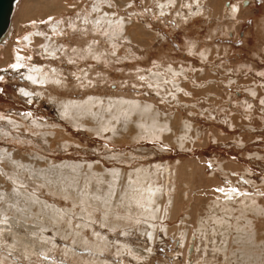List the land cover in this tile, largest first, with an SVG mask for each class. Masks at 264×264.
Returning <instances> with one entry per match:
<instances>
[{
	"label": "rangeland",
	"instance_id": "obj_1",
	"mask_svg": "<svg viewBox=\"0 0 264 264\" xmlns=\"http://www.w3.org/2000/svg\"><path fill=\"white\" fill-rule=\"evenodd\" d=\"M95 1L31 0L0 46V212L7 215L0 213V264H94L87 249L96 236L108 243L101 264H264V0H200V11L197 0H98L99 11ZM97 12L121 21V32L95 25ZM28 68L46 81L30 80ZM87 100L106 109L125 100L148 105L170 125L156 138L137 132L135 114L105 131L94 115L77 122L62 114L67 103ZM17 163L14 183L8 174ZM60 169L71 176L60 178ZM114 170L120 192L107 208L103 181ZM140 170L166 186L162 205L148 222L112 225L106 211L117 209L128 176ZM28 195L36 200L29 208ZM243 199L250 201L244 218ZM37 204L64 218L41 217ZM211 216L224 217L226 229ZM122 245L151 252L138 260L127 248L117 253Z\"/></svg>",
	"mask_w": 264,
	"mask_h": 264
},
{
	"label": "bare ground",
	"instance_id": "obj_2",
	"mask_svg": "<svg viewBox=\"0 0 264 264\" xmlns=\"http://www.w3.org/2000/svg\"><path fill=\"white\" fill-rule=\"evenodd\" d=\"M30 1L31 0H17L16 2H15V5H14V9H13V13H12V16H11V19H10V23H9V27H8V29H7V31H6V33L4 34V36L0 39V46H3L8 40H9V36H11V33H12V30H13V28L16 26V24H17V21H16V19L18 18V16H19V14H20V12L22 11V9L24 8V6H26L27 4H29L30 3ZM95 2H97L96 3V6L97 7H95L94 8V10H97V9H100V8H98V4H99V2H98V0H96ZM164 2V3H163ZM174 2V0H164V1H162V2H160V4H161V6H168L169 4L171 5L172 3ZM26 3V4H25ZM211 3H213V1L211 2ZM203 4H202V2L200 1V0H197L196 1V6H197V10L198 11H200V10H202V6ZM32 7H34V6H32ZM213 7V6H212ZM61 9H63L62 7H60ZM160 9H161V7H159ZM52 11H56L57 9L56 8H53V9H51ZM162 10V9H161ZM97 11H99V10H97ZM161 12V11H160ZM104 13V12H103ZM108 14V12H105V14ZM100 14H102V12L100 13ZM95 23V25H98L99 26V24H97V23H100V26H101V24L102 25H104L105 27H108V28H111V30L112 29H114V30H112V32H113V35H117L118 33H120L121 32V30H122V27H121V21H120V23L118 22L117 24L115 23V22H113V20L111 19V17H108V16H102V17H100L99 16V12H97V14H96V18H95V21H94ZM115 26H118V28L117 29H115ZM16 58V57H15ZM14 58V64L12 63V65H14V66H16L17 68L23 63V61L22 60H20V59H15ZM13 62V61H12ZM11 65V64H10ZM13 66V67H14ZM15 67V68H16ZM16 68V69H17ZM25 72V76L26 77H28V78H30V80H33L32 78H34V80H37L38 82H44V81H46L45 80V78H47V76L45 77L40 71H38V70H35V68L34 69H31V68H28L26 71H24ZM23 72V73H24ZM38 77V78H37ZM126 101V100H125ZM125 101H120V102H115V103H108V104H106V106H107V109H108V114H106V116H103V113L107 110L106 109V107H103V106H99V100L97 101H95V100H87L86 102H83V103H67V105H65V107H64V109H63V113L62 114H65V116H69L70 117V119H72L73 121H80L81 119V117H84L85 115H87V116H89V115H94L93 116V118L94 119H96L95 121L98 123V125H99V128L101 129V131L102 130H106V129H108V128H110L111 127V120H117V119H119V118H122V119H127V118H130L131 116H132V114H135V117H133V121H134V123H135V126H136V128H137V132H143V133H147L148 134V137H156V138H158V137H161V136H163V134L168 130V125H170V124H167V122H163V121H161L159 118H157L156 116V114L154 115V112L152 113V111H150V107L148 106V105H142V104H139V105H136L134 102L132 103H130V101H127V102H125ZM99 103V104H98ZM97 108V110H99L98 112H96L97 110L95 109V110H92L93 108ZM92 111L93 112H96L95 114L94 113H92ZM99 117V118H98ZM122 121V120H121ZM125 121V120H124ZM167 121V120H166ZM95 122V123H96ZM168 123H170V122H168ZM113 124V123H112ZM114 125V124H113ZM113 127V126H112ZM100 129H98V130H100ZM97 130V131H98ZM103 131V132H104ZM102 133V132H101ZM145 133V134H146ZM142 137V136H141ZM162 138V137H161ZM178 143L180 144V146L182 145V144H184L183 143V141L181 140H178ZM182 146H184V145H182ZM181 146V147H182ZM4 154H2V155H0V156H3ZM4 157V156H3ZM2 159V158H1ZM8 163V162H7ZM6 163V164H7ZM10 163V162H9ZM64 165V164H63ZM16 166H18V163L15 165V166H12V167H10L9 169L12 171V174H8L9 176H10V179L14 182V183H17V178L15 177V175L16 174H14V172H15V167ZM69 167H70V169H71V171H74V175H76L77 173L79 174L80 172H79V166H77V165H68ZM53 168H55V167H53ZM87 168V167H86ZM90 168V167H89ZM51 169V168H50ZM61 170V169H60ZM158 170V169H157ZM51 171V170H50ZM58 171V170H57ZM92 172V170H91V168L89 169V172ZM70 172V171H69ZM88 172V173H89ZM152 172V171H151ZM155 172V171H154ZM15 173H17V172H15ZM43 173H44V171H43ZM48 173H49V171H48ZM73 173V172H72ZM87 173V172H86ZM86 173H84V174H86ZM119 172H117V171H109V173H108V177H106V178H104V181L103 182H105V181H107V179L109 180L108 181V183L106 182V184H108L107 185V188L105 189L104 188V192H105V194L103 193L102 194V196L103 197H105L104 198V201H103V203L105 204L106 202H107V204H105V206L107 207V206H110L109 204L110 203H112V202H110L111 200H113L114 199V195H115V193L116 192H120L119 190H116V185H117V183H118V180H119V178L121 177L120 175V173L118 174ZM38 174V173H37ZM42 174V173H41ZM47 174V173H46ZM165 174V173H164ZM166 174H167V172H166ZM165 174V175H166ZM44 175V174H43ZM49 175L50 176H54V175H56V171H55V173L54 172H51V173H49ZM88 175V174H87ZM90 175V174H89ZM88 175V176H89ZM93 175H94V173H92L91 174V177L89 178V180L88 181H90L91 182V180L90 179H92L93 178ZM95 175H97V174H95ZM94 175V177H95V179L97 178L96 176ZM39 176H41V175H39ZM59 176H60V178H62V177H65V176H67V177H69V176H71V174L70 173H65L63 170H61V173L59 174ZM81 176V175H80ZM34 177V176H33ZM47 177H48V175H47ZM77 177V176H76ZM164 177V176H163ZM40 178H45V177H40ZM59 178V179H60ZM101 178V177H100ZM58 179V180H59ZM78 179H80V177L78 178ZM94 179V178H93ZM128 179H129V183L128 184H126L127 186L125 187V188H127L126 189V191H123L124 192V195L122 196V198L120 199V202H118V203H120L119 204V206L117 207V211H106V213L105 214H109V216L112 218V221H114V223H112V225H116L117 223V221H118V224H120V221L122 220V222H124V224H128V222H130V221H132V222H143V221H145V222H148L147 221V219H149V220H151L152 218H154L155 217V215H156V212L158 211L157 210V206H161L162 205V203H163V199L166 197V186L164 185V188L163 189H160V188H158V187H156L155 186V184L153 183V180L155 179V174H153V173H150V172H148L147 170H140L139 172H137V173H135V174H133L132 176H128ZM47 180H49L48 182H52V181H54L51 177L50 178H48ZM60 180H62V179H60ZM98 180H99V178H98ZM97 180V181H98ZM101 180V179H100ZM42 181V180H41ZM94 181H96V180H94ZM92 182L93 184L95 183V182ZM96 181V182H97ZM47 182V183H48ZM59 182V181H58ZM81 181H79V183H80ZM46 183V184H47ZM55 183V182H54ZM83 183H84V181H83ZM89 183V182H88ZM123 183H124V181H123ZM12 184V183H11ZM50 184V183H49ZM86 184V183H85ZM97 184V183H96ZM44 185V184H43ZM67 184H66V182L65 183H61V186H66ZM68 185H70V187L71 186H77V184H75L74 183V181H73V183H68ZM67 185V186H68ZM99 185V184H98ZM12 186L13 187H16L14 184H12ZM46 186H48V185H46ZM58 186H60V185H56V187H58ZM49 187V186H48ZM56 187H55V189H56ZM79 187H81V186H79ZM120 187V186H119ZM17 189V188H16ZM48 189V188H47ZM50 189V188H49ZM59 189V188H58ZM67 189V188H66ZM94 189V188H93ZM118 189V188H117ZM62 190V189H61ZM79 190H80V188H79ZM103 190V189H102ZM59 191V190H58ZM70 191V190H69ZM96 191V190H95ZM55 192V191H54ZM63 192V191H62ZM68 192V191H67ZM85 192V191H84ZM91 192V191H90ZM122 192V193H123ZM60 193V192H59ZM58 193V194H59ZM69 193V192H68ZM67 193V194H68ZM72 193V192H71ZM70 193V194H71ZM79 193V192H78ZM81 193V192H80ZM79 193V194H80ZM92 193V192H91ZM118 193H116V194H118ZM57 194V195H58ZM73 194V193H72ZM72 194H71V196H72ZM79 194H78V197H80L82 194H80V196H79ZM98 194V193H97ZM224 194V193H223ZM91 196H94V195H92V194H90ZM121 195L122 194H120V197H121ZM61 196H62V194H61ZM68 196H69V194H68ZM96 196V195H95ZM119 196V195H118ZM102 197V198H103ZM96 198L97 197H94V200H96ZM67 199H69V198H67ZM94 200H92V201H94ZM115 200H117V199H115ZM114 200V202L116 203V201ZM162 200V201H161ZM216 200V199H215ZM26 201L28 202L27 203V208H29V207H32V205L34 204L33 202H35L36 200H34V198H33V196L32 195H28L27 197H26ZM71 201H73V200H71ZM83 203H85V204H87V205H89L90 204V206H91V203H90V201H88V198H86V197H84V199H83ZM95 203H96V201H94ZM102 202V201H101ZM250 201H247L246 199H243L242 200V204H241V207H244V208H241V210L239 211V216H243V215H245L246 214V209H247V204L249 203ZM79 203V202H78ZM77 203V204H78ZM93 203V202H92ZM115 203L113 204V205H115ZM84 204V205H85ZM117 204V203H116ZM218 204V203H217ZM13 207H14V209L13 210H15V208H18L17 207V203H16V201L15 200H13L12 201V204H11ZM35 205V204H34ZM47 205V204H46ZM45 204H44V206H46ZM84 205H82V207L84 206ZM93 205V204H92ZM118 205V204H117ZM246 205V206H245ZM250 205H254L253 204V202H251L248 206L250 207ZM21 206H23V205H21ZM95 206V205H94ZM227 206V205H226ZM37 211H39V214H40V216L41 217H43L44 215H45V212H47V213H49L48 214V217L49 218H51L52 219V221H54V222H57V223H59L63 218H64V215L63 214H61L59 211H57V210H54V209H48V210H46V209H44V207L42 206V205H39V204H37ZM88 207V206H87ZM49 208V207H48ZM92 208V207H91ZM108 208V207H107ZM221 208H222V206H221ZM68 209V208H67ZM66 209V210H67ZM81 209V208H80ZM84 209V208H83ZM94 209H95V207H94ZM114 209V210H115ZM159 209V208H158ZM223 209V208H222ZM17 210V209H16ZM64 210V209H63ZM82 210V209H81ZM99 210H101V209H99ZM160 210V209H159ZM162 210V209H161ZM160 210V211H161ZM262 209L261 208H257V207H255V209H253V210H250V211H254V212H260ZM10 211H11V209H10ZM22 211V210H21ZM26 211V210H25ZM24 211V212H25ZM30 211V210H29ZM72 211V210H71ZM83 211H85V210H83ZM87 211H89V210H87ZM87 211H85L86 213H87ZM230 211V210H229ZM236 211H238V210H236ZM236 211H234V212H236ZM23 212V211H22ZM31 212V211H30ZM74 212V211H73ZM84 212V213H85ZM90 212H92V211H90ZM89 212V213H90ZM1 216L2 217H5V216H7L6 214H4V210H2L1 212ZM65 213V212H64ZM227 213V212H226ZM28 214V216L30 215L29 213H27ZM77 214H80L79 212L77 213ZM71 215V214H70ZM74 215V214H73ZM83 215V214H82ZM81 215V216H82ZM90 215V214H89ZM78 216H80V215H78ZM80 216V217H81ZM222 216H223V214H222ZM228 216H229V214H228ZM238 216V217H239ZM241 216V217H242ZM68 217V216H67ZM46 218V217H45ZM242 218H244V217H242ZM42 219V218H41ZM210 219V218H209ZM208 219V220H209ZM31 220V219H30ZM108 219L106 218V216L104 215V218H103V222L104 223H106V221H107ZM117 220V221H116ZM204 220V219H203ZM211 220L213 221V223L215 224V227L217 228V227H219V226H224V229H226V225H225V222H226V220L224 219V217H217V216H211ZM242 220V219H241ZM250 220V219H249ZM45 221V220H44ZM66 221V220H65ZM85 221V220H84ZM116 221V222H115ZM0 222H4L3 220H0ZM68 222V221H67ZM70 222V221H69ZM131 222V223H132ZM207 222V221H206ZM209 222H210V220H209ZM44 223V222H43ZM45 223H47V222H45ZM44 223V224H45ZM42 224V223H41ZM54 224V223H53ZM78 224V223H77ZM80 224V223H79ZM150 224V223H149ZM237 224V223H236ZM235 224V225H236ZM239 224V223H238ZM40 225V224H39ZM67 225V224H66ZM122 225V224H121ZM120 225V226H121ZM241 225V224H240ZM247 225V230H249V231H252V229H253V224L252 223H250L249 221H248V223L246 224ZM41 226V225H40ZM45 226V225H44ZM44 226H43V228H44ZM49 226V225H48ZM78 226V225H77ZM81 226V225H80ZM87 226V225H86ZM119 226V227H120ZM206 226V225H205ZM245 226V225H244ZM244 226L242 225V227H240L239 228V225L238 226H236V227H234V230L236 231L237 230V232H245V231H247L246 230V227L244 228ZM52 227V226H51ZM200 227V226H199ZM42 228V229H43ZM86 228V227H85ZM201 228L203 229V225L201 224ZM200 228V229H201ZM83 229V228H82ZM206 229V228H205ZM204 229V230H205ZM213 230V232L215 231V228L214 229H212ZM249 231H248V233H249ZM76 232V231H75ZM145 232V231H144ZM204 232V231H203ZM212 232V231H211ZM210 232V233H211ZM78 233H79V231H78ZM247 233V234H248ZM59 234V233H58ZM64 234V233H63ZM74 234V233H73ZM206 234V233H205ZM241 234V233H240ZM244 234V233H243ZM246 234V233H245ZM60 235H61V233H60ZM152 235V234H151ZM257 235V234H256ZM64 236V235H63ZM70 236V235H69ZM76 236H78V234L76 235ZM96 236V235H95ZM81 237V236H80ZM239 237V236H238ZM241 237H243V236H241ZM74 238V237H73ZM79 239V238H78ZM83 239V238H82ZM81 239V240H82ZM95 239V242L94 243H91L90 245H89V247L91 248V249H87L88 251V253L91 255V256H93V260H90V262L91 261H94V264H101L102 262L99 260V254L103 251V247L105 246V245H107L108 243L107 242H105V240H101L102 239V237L100 238V236L99 237H97L96 236V238H94ZM103 239H104V237H103ZM45 240V239H44ZM187 240V239H186ZM193 240V238L191 239V242H193L192 241ZM241 240V239H240ZM235 241V240H234ZM84 242V241H83ZM75 243V242H74ZM192 244V243H191ZM87 245V244H86ZM262 245L264 246V244L262 243ZM88 246V245H87ZM123 246V245H122ZM43 247V246H42ZM41 247V248H42ZM223 247V246H222ZM44 248V247H43ZM87 248V247H86ZM105 248V247H104ZM125 248H127L128 249V252L130 253V255H132V256H138L139 255V257H137L138 258V260L139 259H145V258H148L149 257V254L147 253V252H151V250H148V251H146V252H142V254H138L139 253V251L140 250H137L136 248H132V247H127V246H123L121 249H119L118 251H117V253H121V252H123V250ZM220 250H221V252H223V249L220 247L219 248ZM39 250V252H41V253H43L44 251H46V249H38ZM69 250V249H68ZM74 249H72V251H73ZM142 250V249H141ZM22 251V250H21ZM70 251V250H69ZM143 251V250H142ZM134 258H136V257H134ZM246 259V258H245ZM89 261V260H88ZM242 262V261H241ZM248 264H250V263H248Z\"/></svg>",
	"mask_w": 264,
	"mask_h": 264
},
{
	"label": "water",
	"instance_id": "obj_3",
	"mask_svg": "<svg viewBox=\"0 0 264 264\" xmlns=\"http://www.w3.org/2000/svg\"><path fill=\"white\" fill-rule=\"evenodd\" d=\"M16 1L17 0H0V39L4 36L9 27Z\"/></svg>",
	"mask_w": 264,
	"mask_h": 264
}]
</instances>
